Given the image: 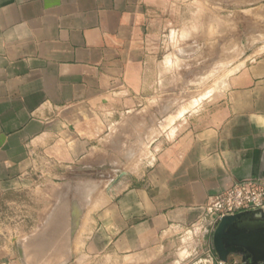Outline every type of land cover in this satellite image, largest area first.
Returning a JSON list of instances; mask_svg holds the SVG:
<instances>
[{
    "label": "crops",
    "instance_id": "0c3cea01",
    "mask_svg": "<svg viewBox=\"0 0 264 264\" xmlns=\"http://www.w3.org/2000/svg\"><path fill=\"white\" fill-rule=\"evenodd\" d=\"M160 3L0 0V216L35 185L43 202V223L21 230L41 235L22 259L0 237V264H193L182 238L207 198L264 183V50L195 98L174 54L149 77ZM101 163L122 187L89 198L83 223L79 188Z\"/></svg>",
    "mask_w": 264,
    "mask_h": 264
},
{
    "label": "rangeland",
    "instance_id": "374dc122",
    "mask_svg": "<svg viewBox=\"0 0 264 264\" xmlns=\"http://www.w3.org/2000/svg\"><path fill=\"white\" fill-rule=\"evenodd\" d=\"M149 30L144 41L152 57L149 63L151 72L149 77H153L155 59L159 60L162 56L174 54L178 60L179 79L180 76L188 75V88L184 91L189 95L193 94L196 98L201 93L216 91L215 87L224 72L228 76L240 63L256 58L264 50V0H161V3L154 8ZM201 56L205 59L203 65L200 61ZM186 66L188 71L185 72ZM191 69H193L192 73H190ZM190 76L193 80L191 84ZM87 176L94 177L96 183L83 184L79 188L82 197L79 203L83 223L87 219L88 210L94 208V202H90L89 198L94 195H97V198L103 197L102 200H98L100 206L105 203V193L112 186L117 187L118 190L122 187L116 184L111 186L110 182L116 178V174L106 169L104 163ZM39 187V185L33 186L34 189L29 193L27 202L22 201L12 205L14 207L12 212H4L5 214L0 216V237L12 238L16 250L17 244L27 240V237L41 235L21 231L23 228L35 231L36 226L43 223L41 215L37 216L43 203L42 190L40 191ZM77 208L75 211L72 206L68 211H71V221L77 220L73 217L74 211L78 213ZM82 236L84 237V234ZM188 238L189 236L185 235L182 239ZM197 241L198 238L195 237L192 241L187 240L189 244ZM185 242H182L184 246H186ZM184 249L186 248H182L181 251L183 252ZM187 252H184L183 256H187L188 259L194 258L193 249H188ZM175 253L176 250L172 251L170 256ZM78 257L76 255L74 259ZM228 258L238 257L232 255Z\"/></svg>",
    "mask_w": 264,
    "mask_h": 264
},
{
    "label": "built area",
    "instance_id": "2783aa9c",
    "mask_svg": "<svg viewBox=\"0 0 264 264\" xmlns=\"http://www.w3.org/2000/svg\"><path fill=\"white\" fill-rule=\"evenodd\" d=\"M246 211L264 212V183L259 179H246L233 183L229 188L207 198L203 215L185 229L188 240L198 238L190 244L193 249V264H242L240 258L220 261L213 253L211 244H205L206 236L213 233L218 222L227 216Z\"/></svg>",
    "mask_w": 264,
    "mask_h": 264
},
{
    "label": "water",
    "instance_id": "95a60500",
    "mask_svg": "<svg viewBox=\"0 0 264 264\" xmlns=\"http://www.w3.org/2000/svg\"><path fill=\"white\" fill-rule=\"evenodd\" d=\"M211 244L220 261L234 255L242 264H264V212L246 211L222 218L212 233ZM17 251L22 259L20 244Z\"/></svg>",
    "mask_w": 264,
    "mask_h": 264
}]
</instances>
